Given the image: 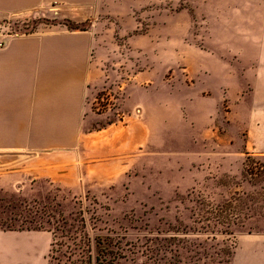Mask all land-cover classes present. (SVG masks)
<instances>
[{"label":"rangeland","instance_id":"1","mask_svg":"<svg viewBox=\"0 0 264 264\" xmlns=\"http://www.w3.org/2000/svg\"><path fill=\"white\" fill-rule=\"evenodd\" d=\"M178 13L186 17L188 45L238 49L261 30L264 45V0H155L140 11L139 33L177 27ZM52 26L86 29L68 21ZM101 56L100 82L88 96L101 115L87 137L90 150L76 133L74 153L0 155V264H228L240 235L264 233V98L254 101L252 115L222 102L217 146L202 140L194 162L178 141L167 156L143 155L142 147L122 148L121 158L99 155L107 133L98 130L130 124L127 82L146 70L129 51ZM177 68L166 78L180 77Z\"/></svg>","mask_w":264,"mask_h":264},{"label":"crops","instance_id":"2","mask_svg":"<svg viewBox=\"0 0 264 264\" xmlns=\"http://www.w3.org/2000/svg\"><path fill=\"white\" fill-rule=\"evenodd\" d=\"M154 4L155 0H0V20L36 13L50 23L86 24L85 30L75 32L39 27L35 34L11 38L0 48V155L38 157L44 149L74 153L76 133L83 135L84 149L90 150L87 137L101 115L91 111L88 96L100 82L99 61L107 51H129L135 60H144L146 70L132 73L127 82L123 109L134 115L130 124L100 125L97 133L107 136L98 145L99 155L121 158L122 148L132 152L142 147L143 155L167 156L171 142L178 141L185 143V156L194 162V149L202 140L214 139L217 146L222 102L226 100L232 112L243 109L252 115L259 107L254 101L264 98L262 30L256 40L238 49L194 47L185 42L186 17L178 13L177 27L169 22L139 33L140 11ZM113 36L122 40L106 38ZM175 68L180 77L166 78ZM228 264H264V233L240 235Z\"/></svg>","mask_w":264,"mask_h":264},{"label":"built area","instance_id":"3","mask_svg":"<svg viewBox=\"0 0 264 264\" xmlns=\"http://www.w3.org/2000/svg\"><path fill=\"white\" fill-rule=\"evenodd\" d=\"M45 22L46 21H43L36 13L23 17L1 19L0 48H2L11 38L35 34L40 26L44 25L52 27V23Z\"/></svg>","mask_w":264,"mask_h":264},{"label":"trees","instance_id":"4","mask_svg":"<svg viewBox=\"0 0 264 264\" xmlns=\"http://www.w3.org/2000/svg\"><path fill=\"white\" fill-rule=\"evenodd\" d=\"M263 158H264V156H263ZM247 160H248V158H247ZM264 160V159H263ZM264 173V165H263V168H262V174ZM264 176V175H263Z\"/></svg>","mask_w":264,"mask_h":264}]
</instances>
